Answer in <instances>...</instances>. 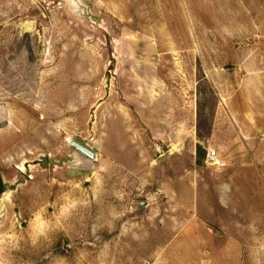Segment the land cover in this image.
<instances>
[{"label":"rangeland","instance_id":"374dc122","mask_svg":"<svg viewBox=\"0 0 264 264\" xmlns=\"http://www.w3.org/2000/svg\"><path fill=\"white\" fill-rule=\"evenodd\" d=\"M211 1L0 0V264H264V0Z\"/></svg>","mask_w":264,"mask_h":264},{"label":"water","instance_id":"95a60500","mask_svg":"<svg viewBox=\"0 0 264 264\" xmlns=\"http://www.w3.org/2000/svg\"><path fill=\"white\" fill-rule=\"evenodd\" d=\"M69 142L76 147L78 150H80L81 152H83L84 154H86L87 156H89L92 159H96L97 158V154L90 149L88 146L82 144L81 142L77 141L74 138H69ZM209 161L210 162H214L215 159L213 157H209ZM1 194V192H0Z\"/></svg>","mask_w":264,"mask_h":264},{"label":"crops","instance_id":"0c3cea01","mask_svg":"<svg viewBox=\"0 0 264 264\" xmlns=\"http://www.w3.org/2000/svg\"><path fill=\"white\" fill-rule=\"evenodd\" d=\"M200 5H215L214 1L211 0H198ZM231 1V0H230ZM229 3H224L222 2V4L220 6H224V5H228ZM240 5L246 6V3L242 4L240 2Z\"/></svg>","mask_w":264,"mask_h":264},{"label":"built area","instance_id":"2783aa9c","mask_svg":"<svg viewBox=\"0 0 264 264\" xmlns=\"http://www.w3.org/2000/svg\"><path fill=\"white\" fill-rule=\"evenodd\" d=\"M215 151H212L211 153H210V157H213L214 159H215ZM217 162H218V160H217Z\"/></svg>","mask_w":264,"mask_h":264}]
</instances>
